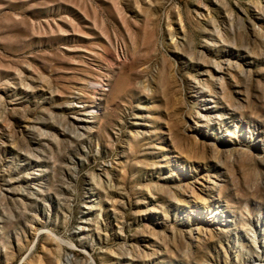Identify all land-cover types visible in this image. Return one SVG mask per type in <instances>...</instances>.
Instances as JSON below:
<instances>
[{
  "label": "rangeland",
  "instance_id": "1",
  "mask_svg": "<svg viewBox=\"0 0 264 264\" xmlns=\"http://www.w3.org/2000/svg\"><path fill=\"white\" fill-rule=\"evenodd\" d=\"M0 264H264V0H0Z\"/></svg>",
  "mask_w": 264,
  "mask_h": 264
}]
</instances>
